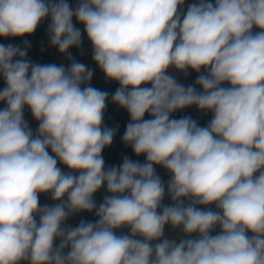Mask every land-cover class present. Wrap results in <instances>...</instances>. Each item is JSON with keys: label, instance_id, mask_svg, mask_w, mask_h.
I'll use <instances>...</instances> for the list:
<instances>
[{"label": "clouds", "instance_id": "clouds-1", "mask_svg": "<svg viewBox=\"0 0 264 264\" xmlns=\"http://www.w3.org/2000/svg\"><path fill=\"white\" fill-rule=\"evenodd\" d=\"M185 2L0 0V37L49 20L70 62H33L28 40L0 44V264H264V0ZM74 19L119 84L122 142L143 163L106 167L118 126L104 125L109 93L69 52L83 43ZM170 70L198 75L185 86ZM193 106L211 113L206 126L173 118ZM82 212L96 220L66 224Z\"/></svg>", "mask_w": 264, "mask_h": 264}, {"label": "crops", "instance_id": "crops-1", "mask_svg": "<svg viewBox=\"0 0 264 264\" xmlns=\"http://www.w3.org/2000/svg\"><path fill=\"white\" fill-rule=\"evenodd\" d=\"M67 2L73 7L76 6V0H67ZM194 2H196V0H186L185 5L183 6L184 10L186 11L188 5ZM48 23L49 20H45L37 28L35 33L30 36L18 37V38L0 37V44L7 45L11 43L23 47V41L28 40L31 43V47L28 50V58L31 59L33 62L40 64H48V63H55L58 65L63 64L65 67H67L70 63L67 59V56L65 54H61L57 48L52 47L49 43V37L47 34ZM73 23L76 27L81 29L83 34L82 36L83 43L81 48L72 47L69 49V52L76 61L85 64L88 68L93 70L94 74L91 80V86L98 88L101 91H104V89L108 90L110 98L107 101V108L104 114V124L107 121H109L111 128H117L118 126L112 145L110 147L105 148L102 153L106 167L113 165H120L125 155L133 160H139L142 163L145 162L146 157L144 155L137 157L134 154L132 148L130 146H125L124 143L122 142V136L124 134L126 125L130 122V117L124 109L120 108L116 104H113L111 101V95L114 94L116 89L119 87L118 82L108 81L105 79L104 73L99 69V67L95 64V62L92 59V47L87 39L86 33L83 32L84 26L79 24L75 19L73 20ZM254 31H258V30L254 29ZM170 72L171 74L175 75L178 81L183 83L185 86L194 84V81L198 75L196 72L191 70H189V75L187 77H185L182 73L176 72L175 70H170ZM3 87H5V83L3 81V78L0 77V89H3ZM197 89L198 91L201 90L199 89V86H197ZM4 106H5L4 102H0V109H2ZM183 116H190L193 119H195L197 122L199 118L200 121L198 122V124L200 126H206L208 121L211 119V113L201 112L194 106L173 113V118L178 119ZM148 118L150 117L146 113L145 119ZM25 119L28 121L30 127L33 130H35L38 127V123L32 118L31 113L27 108L25 109ZM59 166L64 171H67V169L64 168L63 165H59ZM156 171L160 175L164 183L167 184V181L170 179V176L166 172V170L160 166H156ZM105 195H107L106 186L102 187V189L98 191L94 196L97 205H99V203L102 202ZM40 203L41 205H43V204H53L54 202L48 196L42 194L40 196ZM164 203L165 204L171 203L167 195L165 196ZM208 207L212 208V210H215V205H210ZM81 219L94 222L96 220V217L94 213L82 212L75 216L70 217L66 221V224H70L73 227H75L78 225ZM129 231H130L129 229L125 228L122 230H117V234H120L121 232L126 234ZM216 231L218 232L219 228H217Z\"/></svg>", "mask_w": 264, "mask_h": 264}, {"label": "trees", "instance_id": "trees-1", "mask_svg": "<svg viewBox=\"0 0 264 264\" xmlns=\"http://www.w3.org/2000/svg\"><path fill=\"white\" fill-rule=\"evenodd\" d=\"M105 88V87H104ZM103 88V89H104ZM104 91H106V92H108V90L106 89H104ZM109 98H110V95H109ZM105 126H107V127H109V128H111V126H110V122L109 121H107L105 124H104Z\"/></svg>", "mask_w": 264, "mask_h": 264}, {"label": "built area", "instance_id": "built-area-1", "mask_svg": "<svg viewBox=\"0 0 264 264\" xmlns=\"http://www.w3.org/2000/svg\"><path fill=\"white\" fill-rule=\"evenodd\" d=\"M200 121V119L198 118V122Z\"/></svg>", "mask_w": 264, "mask_h": 264}]
</instances>
